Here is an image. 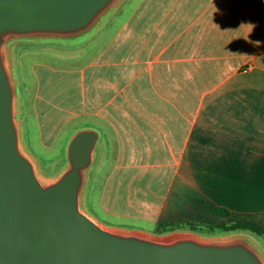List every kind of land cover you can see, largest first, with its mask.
<instances>
[{
  "label": "crops",
  "instance_id": "0c3cea01",
  "mask_svg": "<svg viewBox=\"0 0 264 264\" xmlns=\"http://www.w3.org/2000/svg\"><path fill=\"white\" fill-rule=\"evenodd\" d=\"M60 46L29 51L23 115L44 165L77 128L101 130L94 214L264 225V0H126L84 44Z\"/></svg>",
  "mask_w": 264,
  "mask_h": 264
},
{
  "label": "water",
  "instance_id": "95a60500",
  "mask_svg": "<svg viewBox=\"0 0 264 264\" xmlns=\"http://www.w3.org/2000/svg\"><path fill=\"white\" fill-rule=\"evenodd\" d=\"M126 0H0V264H264L251 232L167 233L105 223L88 205L102 133L77 128L51 175L31 149L20 45L78 46Z\"/></svg>",
  "mask_w": 264,
  "mask_h": 264
},
{
  "label": "rangeland",
  "instance_id": "374dc122",
  "mask_svg": "<svg viewBox=\"0 0 264 264\" xmlns=\"http://www.w3.org/2000/svg\"><path fill=\"white\" fill-rule=\"evenodd\" d=\"M33 47H37V46L36 45H29V44L18 46L17 62L20 63V67H19L20 75H21V69H22V73H24L26 69L29 70L31 62H33L36 59L34 56L28 54L29 51ZM60 47L64 48L66 46L61 45ZM67 48L68 49L73 48V46H69ZM25 124H26V128H28L27 129V134H28L27 138H29L28 142L30 144V147L35 152V154H37L40 157L39 152L37 151V145L40 144V139L38 136L39 135L38 122L36 121V119L35 120L31 119L28 123V126H27V121H25ZM100 148H101V140H100V143L98 145V153L100 152ZM43 154H45L48 157V160L46 161V165H44V170L48 175H51L54 172H56L57 170H59L66 161V148L64 147V151L63 152L61 151V140H59L52 147H50L48 149H44ZM43 164H44V161H43ZM93 197H94V193L92 191L91 202H90V206L92 208H93ZM96 213L95 214L100 218V220L104 221L105 223H107L109 225L118 226V227H126V228L143 229V228L138 227V226H141V227L149 228V229H144V230H147L150 232H157L160 229V227H156L155 225H152V224L147 225V224H144L141 222L136 223L135 226H132V225L130 226V225L125 224L123 221H120L117 218L106 217V216L101 215L98 212H96ZM197 228L199 230L198 232H201L203 234H226V233H228V232L223 231V229L220 227H217V226L212 227V226H209L208 224H203ZM251 234L253 236V239L255 241H257L264 248V238L261 236H258L255 233H252V232H251Z\"/></svg>",
  "mask_w": 264,
  "mask_h": 264
},
{
  "label": "trees",
  "instance_id": "16d2710c",
  "mask_svg": "<svg viewBox=\"0 0 264 264\" xmlns=\"http://www.w3.org/2000/svg\"><path fill=\"white\" fill-rule=\"evenodd\" d=\"M19 66V65H18ZM32 149V148H31ZM213 212L218 217H229L231 215V210L226 207H221L218 205L213 206ZM203 224L197 222H167L160 225V229L156 233H167L174 230H193L199 231L197 227ZM209 226H217L223 229L225 232H236V231H248L257 234L264 238V225L249 219H240L233 222H220L212 224Z\"/></svg>",
  "mask_w": 264,
  "mask_h": 264
}]
</instances>
